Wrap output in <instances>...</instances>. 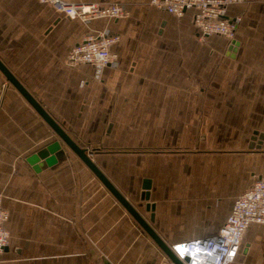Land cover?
I'll use <instances>...</instances> for the list:
<instances>
[{
  "label": "crops",
  "instance_id": "crops-1",
  "mask_svg": "<svg viewBox=\"0 0 264 264\" xmlns=\"http://www.w3.org/2000/svg\"><path fill=\"white\" fill-rule=\"evenodd\" d=\"M66 1L120 3L127 15L81 21L40 0H0V59L78 145L97 150L90 157L169 246L215 235L264 175V140L257 147L253 138L264 134V0L228 8L240 19L234 52L224 37L199 35L193 9L176 16L151 0ZM89 34L119 35L114 59L68 65ZM140 123L157 124L158 135H132ZM55 141L53 160L35 169L30 157ZM0 194L9 231L0 264L167 262L10 86L0 98ZM234 264H264V225L248 226Z\"/></svg>",
  "mask_w": 264,
  "mask_h": 264
},
{
  "label": "built area",
  "instance_id": "built-area-1",
  "mask_svg": "<svg viewBox=\"0 0 264 264\" xmlns=\"http://www.w3.org/2000/svg\"><path fill=\"white\" fill-rule=\"evenodd\" d=\"M243 0H151L150 4L170 14L182 16L194 10L193 22L200 36L218 35L229 43L234 39L239 17L229 18L228 8ZM57 13L69 18L88 21L99 18L119 19L127 15L120 3H84L66 0H40ZM119 35L89 34L68 52L70 66L90 64L101 68L115 57L111 45ZM8 212L2 206L0 194V252L8 244L9 231L5 226ZM252 223L264 225V175L233 201L232 209L219 231L212 236L177 242L170 245L177 257L188 259L186 264H234L243 235Z\"/></svg>",
  "mask_w": 264,
  "mask_h": 264
},
{
  "label": "water",
  "instance_id": "water-1",
  "mask_svg": "<svg viewBox=\"0 0 264 264\" xmlns=\"http://www.w3.org/2000/svg\"><path fill=\"white\" fill-rule=\"evenodd\" d=\"M237 42L232 40L228 47L229 51L234 52ZM0 72L5 79L24 97V99L33 107L38 115L49 125L54 133L84 162V164L93 172L103 186L115 197V199L124 207V209L132 216V218L140 225V227L149 235L152 241L165 255L167 262L161 264H186L187 258L179 259L171 247L157 234L150 222L146 220L140 212L131 204V202L121 193V191L110 181L105 173L97 166L90 157L91 152L87 148L81 147L75 140L64 130V128L56 121V119L39 103V101L27 90V88L19 81L12 71L0 59ZM254 140L256 146L263 144L264 134L255 133ZM255 143L252 145L254 146ZM58 141L53 142L46 148L40 150L30 157L29 162L34 165L35 169L46 166L53 160V154L59 149ZM149 181L143 183V191L141 199L146 201V210L150 211V221L154 216V204L149 200Z\"/></svg>",
  "mask_w": 264,
  "mask_h": 264
},
{
  "label": "rangeland",
  "instance_id": "rangeland-1",
  "mask_svg": "<svg viewBox=\"0 0 264 264\" xmlns=\"http://www.w3.org/2000/svg\"><path fill=\"white\" fill-rule=\"evenodd\" d=\"M13 87L5 78L4 76H2L0 74V98L4 92V90L7 88V87ZM127 125H125V123H122L120 125L121 128H126ZM135 128V131L136 133H131L132 135H158V131H157V127L158 125L157 124H152L150 123L149 125H146V124H135V125H131ZM168 126V125H166ZM171 126V125H170ZM199 127H200V124H199ZM129 133V132H128ZM127 133V135H128ZM87 136H92V135H87ZM91 150L90 147H87ZM189 158V160L187 159ZM190 162V156L186 157V156H183V162Z\"/></svg>",
  "mask_w": 264,
  "mask_h": 264
},
{
  "label": "trees",
  "instance_id": "trees-1",
  "mask_svg": "<svg viewBox=\"0 0 264 264\" xmlns=\"http://www.w3.org/2000/svg\"><path fill=\"white\" fill-rule=\"evenodd\" d=\"M96 151H97L96 149H91V150H90L91 153H94V152H96Z\"/></svg>",
  "mask_w": 264,
  "mask_h": 264
}]
</instances>
